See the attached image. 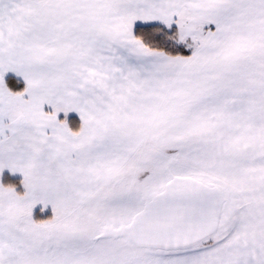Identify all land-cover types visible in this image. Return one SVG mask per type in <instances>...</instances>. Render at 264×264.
<instances>
[{
  "label": "snow or ice",
  "instance_id": "1",
  "mask_svg": "<svg viewBox=\"0 0 264 264\" xmlns=\"http://www.w3.org/2000/svg\"><path fill=\"white\" fill-rule=\"evenodd\" d=\"M0 264H264V0H0Z\"/></svg>",
  "mask_w": 264,
  "mask_h": 264
}]
</instances>
